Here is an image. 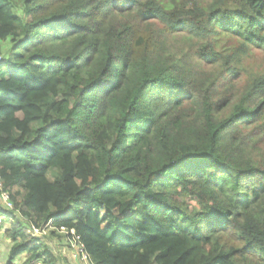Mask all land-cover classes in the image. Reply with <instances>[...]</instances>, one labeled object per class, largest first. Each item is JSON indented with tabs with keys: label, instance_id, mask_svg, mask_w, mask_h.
I'll list each match as a JSON object with an SVG mask.
<instances>
[{
	"label": "trees",
	"instance_id": "trees-1",
	"mask_svg": "<svg viewBox=\"0 0 264 264\" xmlns=\"http://www.w3.org/2000/svg\"><path fill=\"white\" fill-rule=\"evenodd\" d=\"M253 50L264 0H0L7 264H58L49 222L92 264H264Z\"/></svg>",
	"mask_w": 264,
	"mask_h": 264
},
{
	"label": "rangeland",
	"instance_id": "rangeland-1",
	"mask_svg": "<svg viewBox=\"0 0 264 264\" xmlns=\"http://www.w3.org/2000/svg\"><path fill=\"white\" fill-rule=\"evenodd\" d=\"M232 38L223 37L220 41V49L226 54H231L240 47V41ZM245 67L249 72L264 71V53L260 50H253L250 56L245 59ZM242 81L244 78L241 79ZM54 176H51L53 179ZM27 225L26 222H22ZM11 223L6 222V228H10ZM30 228V227H29ZM34 238L40 239L49 249L54 252L58 258V264H92L91 261L84 257H79L77 246L70 244V237L67 232L58 231L51 226V222L42 228L29 230ZM14 242L8 239L6 234L0 236V264H7L10 250ZM28 259L27 255L20 256L16 263L25 264Z\"/></svg>",
	"mask_w": 264,
	"mask_h": 264
},
{
	"label": "built area",
	"instance_id": "built-area-1",
	"mask_svg": "<svg viewBox=\"0 0 264 264\" xmlns=\"http://www.w3.org/2000/svg\"><path fill=\"white\" fill-rule=\"evenodd\" d=\"M0 205H2V207L4 209H6V210H9V211H13L14 210V205L10 201L9 195L6 192L3 191V183H2L1 175H0ZM7 221L11 223L13 221V219L11 217H5L4 215H2L0 213V236L2 234L6 233V231L9 229V228L8 229L6 228V222ZM32 229L34 230L36 228L32 227ZM59 231L68 233V231L66 229H61ZM71 233L73 235L75 234L74 231H72ZM70 244H72L73 247L77 246L79 257H82V258L84 257L88 261L90 260V258L86 254L84 246L79 243V238L78 237L74 236L73 239H70ZM17 264H20V263H17Z\"/></svg>",
	"mask_w": 264,
	"mask_h": 264
}]
</instances>
